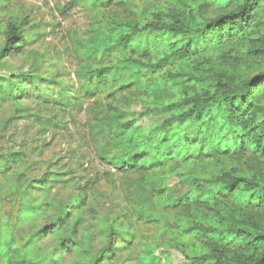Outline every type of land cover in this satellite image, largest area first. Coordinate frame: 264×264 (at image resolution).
<instances>
[{"label":"rangeland","instance_id":"374dc122","mask_svg":"<svg viewBox=\"0 0 264 264\" xmlns=\"http://www.w3.org/2000/svg\"><path fill=\"white\" fill-rule=\"evenodd\" d=\"M199 3L205 6L200 11L205 17L233 9V6L226 7L227 3L214 4L211 0H108L106 5L93 0L90 9L77 2L76 7L83 13L78 21L87 25L83 33L87 37L85 43L93 51H101L102 59L104 50L115 61L103 66L93 62L91 70L105 66L116 69L128 80L126 92L133 87L144 86L148 82L149 71L157 61L155 50L151 49L167 40L165 37L161 41V37H157L158 32L151 33L145 26L162 11L176 16L182 7L196 8ZM64 7L68 5L60 6L59 10L62 12ZM260 12L257 28L264 34V20L259 18ZM15 15L12 12L11 15L0 16V29L6 27L5 21L7 24L13 21ZM24 21L29 22V18L25 16ZM125 25L140 29L133 36L131 49L114 42V38L120 37V30L111 28ZM2 39L5 37L0 33ZM233 43L238 48L234 53L240 56L241 62L232 68H236V77L240 81L264 73V55L253 57L246 46ZM221 48L229 52L227 45ZM9 59L0 61V79L4 81L13 67H20L18 62L8 64ZM127 60L146 66L133 71L125 67ZM174 64L177 65V61ZM173 67L166 64L162 73L166 74ZM30 100L31 97L23 96L0 106V119L4 118L5 110L10 113L23 111L18 105L27 104ZM115 111L122 123L134 121L135 127L141 130L167 117L160 111H147L139 98L126 97ZM129 116L133 118L129 119ZM8 119L17 117L9 115ZM253 154L246 152L245 158L252 159ZM244 161L235 158L221 161L204 159L193 156L190 150L183 159L169 160L158 172H149L146 179H139L134 173H122L134 178L125 180L119 187L115 181L97 180L90 187L81 185L74 191H69V185L75 179L71 170L45 171L42 176L25 179L27 169L21 166V170L13 169L0 174V222L11 225L6 231L0 225V241L7 248L9 243L18 247L24 245L25 259L29 258L37 264H197L194 258L210 253L212 244H221L218 238L223 230L215 233L214 229L223 228L224 220L231 224L230 240H234L231 231L247 222L243 216L238 219L239 214L235 210L242 200L238 192H230L229 188L228 193L223 191L226 194L218 193L223 185L218 180L223 173H231L229 169L246 170ZM251 174L246 171L239 175L251 178ZM50 175L56 177L55 183H41ZM194 177L197 183L193 186L189 182ZM184 197L200 203L208 198L210 204L208 208H200L196 219L182 222L172 203ZM23 206H26V213L22 211ZM233 210L235 212L232 213ZM235 214L237 219L230 218ZM195 226L209 231H198ZM41 232L45 233L44 237H41ZM252 233L256 235L258 232ZM222 242L225 244L227 241ZM237 244L229 243L225 248L242 251L243 255L252 253L245 247L240 249ZM16 260L15 254L10 253L9 261L14 263ZM0 264H3L1 260Z\"/></svg>","mask_w":264,"mask_h":264},{"label":"clouds","instance_id":"9594fccd","mask_svg":"<svg viewBox=\"0 0 264 264\" xmlns=\"http://www.w3.org/2000/svg\"><path fill=\"white\" fill-rule=\"evenodd\" d=\"M77 2L89 9L93 4V0H0V16L16 13L12 17L16 28L5 21L6 27L0 29L5 37L0 40V49H3L0 61L11 58L8 64L18 62L20 65L11 69L6 81L0 79V106L23 96L31 97L29 103L18 105L23 111L10 113L5 110L4 118L0 119V174L21 170V166L27 169L25 179L42 176L45 171L71 170L75 179L69 191L81 185L90 187L97 180L115 181L119 187L125 180L134 178L122 173L143 175L141 165L161 159L157 155L160 149L152 150L159 142L156 139L159 134L153 135L152 144L141 135L140 140L133 141L135 147L116 138L125 132L116 127L118 112L115 110L126 97L138 96L139 88L133 87L126 92L128 80L115 69L91 71L93 62L103 66L115 61L108 53H103L102 59L101 51H93L85 43L87 37L83 33L87 25L78 21L83 13L76 7ZM99 3L106 5L108 0H99ZM64 4L68 7L61 12L60 6ZM242 4L243 0H239L232 10ZM249 5L240 17L210 24L205 36L210 33L222 39L225 35L233 37L244 33L251 10L256 7L253 0H249ZM261 8L259 18L264 20V0H261ZM25 16L29 18L27 23ZM225 26L229 29L227 33ZM5 83L7 90L3 87ZM257 87L264 88V81L252 83L246 96L232 100L233 112L241 125L245 116L243 104L254 96ZM229 88L242 90L231 82ZM237 100L240 107L236 106ZM9 115L17 119L9 120ZM189 134L195 136L191 129ZM187 143L193 145V151L199 147L194 139H187ZM220 148L209 145L200 151L201 154L205 151L214 154ZM55 181L56 177L50 175L41 183ZM40 235L44 237L45 233Z\"/></svg>","mask_w":264,"mask_h":264},{"label":"trees","instance_id":"16d2710c","mask_svg":"<svg viewBox=\"0 0 264 264\" xmlns=\"http://www.w3.org/2000/svg\"><path fill=\"white\" fill-rule=\"evenodd\" d=\"M211 1L214 4L227 3L226 7L233 6V8L239 4V0ZM260 2L261 0H253L256 7L251 10L248 27L244 33L233 37L225 35L222 39L210 33L205 36L209 25L217 24L233 16L240 17L250 7L249 0H243V4L237 10L210 17L200 13L205 7L202 3H199L196 8L184 6L180 14L176 16L170 12L159 13L157 18L145 26V29L151 33L158 32L157 37H161V41L165 40V37L167 40L151 49L155 50L154 55L157 61L147 75L148 82L138 87L139 95L135 98L141 99L147 111H160L167 117H164L160 123H153L146 130H141L135 127L134 121L122 123L117 115L115 116L116 127L125 132V135L116 137L121 143H128L135 147L133 141L140 140L142 135L144 140L152 144L154 143L153 135L159 134L156 137L159 142L155 143L152 150L160 149L157 155L161 159L153 160L148 165H141L140 171L143 175H139V179H146L149 172H158L169 160L186 157L187 153L193 149V145L188 144L187 139H194L199 145L194 151L192 150V155L195 157L217 161L232 158L242 161L251 160L242 162L246 170L229 169L231 173H223L222 178L218 180L223 184L220 187L222 191L219 189L218 193L226 194L223 191L229 188L230 192H238L242 200L235 210L239 214L238 219L243 216L247 222H243L231 231L234 240H230L231 224L224 220L223 228L214 229L215 233L223 230L218 238L221 244H212L210 253L194 258L197 264H264V88L257 87L254 96L243 104L245 116L242 125L233 112L232 104L234 98L247 95L249 85L264 81V73H259L243 80L241 85V81L236 77V68H232L233 65L241 62L240 56L234 53L238 51V48L233 42L246 46L248 53L253 57L264 55V34L257 28L259 22L257 15L262 10ZM8 24L16 28L13 21ZM111 29L120 30V37L114 38V42L130 49L133 36L140 31L137 26L127 25ZM224 31L225 33L229 31L228 26H225ZM224 45H227L228 53L222 50L221 46ZM2 51L3 49H0V52ZM176 61L177 65L174 64ZM139 64V62L137 65L134 61L127 60L125 67L133 71L138 68L139 71V68L146 66V64ZM166 64L174 67L161 75ZM112 69L114 68L105 66L91 71L110 72ZM229 82L242 87V90L230 89ZM3 87L7 90L6 83ZM253 105H255L254 108ZM236 106H241L239 100ZM250 108L251 111H249ZM189 129L195 132L194 137L190 136ZM209 145L221 146L220 151L214 154L205 151L201 154L200 149H207ZM142 151L148 150L142 149ZM249 151L254 153L252 159L245 158L246 152ZM246 171L252 173L251 178L239 175ZM189 183L194 186L197 179L194 177ZM231 183L234 184L230 186ZM234 185L238 187L235 188ZM20 201L22 204L25 202L23 199ZM209 204L208 198L200 203L184 197L174 201L172 207L177 210L180 221L185 222V219H196L200 208H208ZM22 211L27 212L26 206L25 208L23 206ZM230 218L237 219V216L231 215ZM0 225L5 231L11 228V225L1 222ZM200 226L195 228L198 231H209ZM214 230L212 229L211 232ZM252 231L258 233L255 235ZM225 239L227 242L223 244L222 240ZM229 243H238L240 249L245 247L252 253L243 255L239 250L230 251L225 248ZM10 253L15 254L16 262L9 261ZM26 254L24 245L18 247L16 244L9 243L7 248L2 242L0 244V260L3 264H37L29 258L25 259Z\"/></svg>","mask_w":264,"mask_h":264}]
</instances>
